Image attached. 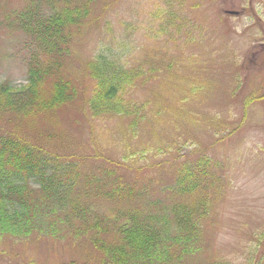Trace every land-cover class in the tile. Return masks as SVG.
Here are the masks:
<instances>
[{
  "label": "rangeland",
  "instance_id": "374dc122",
  "mask_svg": "<svg viewBox=\"0 0 264 264\" xmlns=\"http://www.w3.org/2000/svg\"><path fill=\"white\" fill-rule=\"evenodd\" d=\"M103 3L113 22L120 16L134 32L138 47L129 64L157 70L133 93L135 103H148L149 124L133 134L131 118L93 117L88 112L92 82L87 63L99 48L104 27L95 23L76 36L64 61L63 76L73 97L49 103L56 80L44 79L39 92L48 105L40 101L28 114L0 112V135L78 159L83 166L73 193L99 219L117 207L148 209L151 202L167 203L176 172L159 164L174 155L177 165L208 158L215 167L203 182L214 187L205 192L209 198L200 220L202 238L196 254L181 264H264V241H258L264 234V0ZM170 4L174 24L168 25L161 13L166 32L155 39L152 28L163 19L152 15L170 9ZM25 5L26 0H0V83L18 87L28 83L27 64L19 53L22 36L2 23ZM157 104L163 116L159 123L152 119ZM155 143L163 151L154 150ZM114 183L133 186L139 198L104 192L114 189ZM193 199L175 197L189 203ZM73 222L78 228L86 225ZM63 236L0 237V264H99L96 246L67 231Z\"/></svg>",
  "mask_w": 264,
  "mask_h": 264
},
{
  "label": "trees",
  "instance_id": "16d2710c",
  "mask_svg": "<svg viewBox=\"0 0 264 264\" xmlns=\"http://www.w3.org/2000/svg\"><path fill=\"white\" fill-rule=\"evenodd\" d=\"M103 5V0H26L21 11L4 19L3 25L22 36L19 53L27 64L28 83L22 87L7 81L0 83V112L28 114L40 101L48 105V101L41 100L39 92L41 83L48 77L56 80L49 103L72 98L71 83L63 76L64 61L83 29L104 23L99 48L87 63V74L92 82L86 101L88 112L93 117L117 114L131 118L133 134L142 124H149L148 103H135L133 93L138 84L146 85L151 81V75L157 70L152 67L146 71L129 64V57L138 47L134 32L120 16L116 20H120V26L115 29L116 21L106 13L108 6ZM161 13L166 16L168 25L174 24L172 4L170 9L154 12V19H163L162 24L152 28L156 31L155 39L166 32ZM157 105L152 113L155 123L163 120L160 104ZM155 149L163 151L159 145ZM174 157L159 164L163 169L171 168L176 172L175 183L170 187L171 200L163 205L151 202L148 209L130 205L126 209L113 208L99 219L101 215L90 212L73 193L83 166L78 159L0 135V237L51 234L61 239L67 231L96 246L99 264H181L186 256H192L199 249L197 245L203 234L200 220L206 215L209 198L205 192L214 187L213 183L203 181L213 176L210 171L215 165L208 158L198 162L189 159L177 165ZM104 174L113 175L106 171ZM31 183L40 185V189L33 188ZM113 187L104 192L113 197L118 195L120 199L140 196L129 184L118 187L114 183ZM193 195L190 203L175 200V197L187 200ZM77 219L82 225L86 224L84 228L76 227L73 221ZM261 239L264 241V234L258 239L260 244Z\"/></svg>",
  "mask_w": 264,
  "mask_h": 264
}]
</instances>
